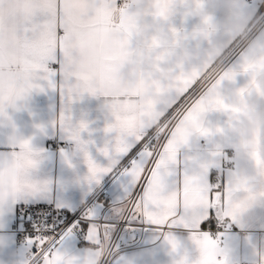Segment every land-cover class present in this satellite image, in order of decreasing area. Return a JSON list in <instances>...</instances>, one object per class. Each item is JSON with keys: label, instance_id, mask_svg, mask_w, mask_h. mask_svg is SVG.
<instances>
[{"label": "snow or ice", "instance_id": "1", "mask_svg": "<svg viewBox=\"0 0 264 264\" xmlns=\"http://www.w3.org/2000/svg\"><path fill=\"white\" fill-rule=\"evenodd\" d=\"M153 3L154 16L167 21L172 0ZM113 5L114 0H0V114L40 87L37 81L52 84L57 75L66 82L75 81L69 92L110 98L115 123L109 130L119 133L115 158L105 167L89 159V179L99 184L105 175L115 173L124 179V194L110 206L108 214L89 210L78 222L90 249L107 241L117 253L118 237L135 234L144 226L169 233L165 239L176 249L177 242L169 230L183 226L195 233L192 239L199 258L194 264H228L219 239L202 234V228L217 208L234 220L237 214L253 209L257 201L264 206V158L259 152L252 153L259 187L251 180L237 186L231 183L226 191L212 186L207 179L208 163L178 171V149L193 132L208 134L200 122L201 114L212 109L239 110L226 105L215 89L205 95L203 77L195 70L191 74L182 71L162 86L152 71L145 70V64L162 61L170 54L161 51V40L156 37L151 48L144 51L128 36L110 31L106 17ZM250 5L251 0H246V7L255 15ZM171 32L179 37L176 29ZM253 51L249 48L242 54L245 70ZM235 75L229 70L222 79H234ZM124 156L127 159L121 161ZM36 163L28 141L0 150V205L40 191L28 178ZM75 219L69 217L66 223ZM55 239L38 230L29 240L33 249L30 264H97L98 260L109 264L115 256L108 259L99 255L97 259L89 255L81 261L55 247ZM114 264L124 261L116 259ZM180 264L188 262L182 260Z\"/></svg>", "mask_w": 264, "mask_h": 264}, {"label": "crops", "instance_id": "2", "mask_svg": "<svg viewBox=\"0 0 264 264\" xmlns=\"http://www.w3.org/2000/svg\"><path fill=\"white\" fill-rule=\"evenodd\" d=\"M116 1L108 11L106 26L110 31L128 36L134 44L138 42L140 49L147 51L151 48L153 37L159 39L151 34L152 18H145L142 22L139 11H131L130 5L119 9ZM191 3L192 0H172L169 18L161 23L169 30L176 29L181 39L173 54L162 61L153 60L145 64V70L152 71L153 78L162 86H167L172 78L198 64L203 57L206 45L193 35L201 16L189 7ZM202 3L204 11L219 19L218 13L211 7L212 0H202ZM251 10L260 16L258 7H251ZM242 54L240 51L226 67L238 74L234 82H221L219 92L225 104L233 100L234 91L248 80L246 74H239ZM52 67L58 68V65ZM37 83L40 87L33 88L0 114V150L28 141L37 161L29 170L28 178L40 187L37 194H22L16 201L0 205V264H25V249L18 245L16 236L10 230L22 205L53 204L70 211L86 207L97 215H106L110 206L124 194L121 187L124 179L118 178L115 173L105 175L99 184L89 179V159L105 167L115 158L119 133L115 129L109 130L115 123L109 107L110 98L98 93L69 92L75 81L66 82L61 75L55 76L52 84L47 81ZM231 123L225 110L205 112L202 126L209 130L208 134L193 132L187 143L178 149V171L208 163L207 179L212 186L217 175L223 191H226L233 177L243 171L254 186L259 187L254 162L241 152L229 133ZM74 132L77 135H73ZM50 139H55L64 148L54 147ZM120 159L123 161L127 157ZM224 163L231 166L226 167ZM214 213L216 217V211ZM221 213L222 220H217L225 223L227 229L212 233L202 228V234L207 232L219 239L228 264H264V206L261 202L257 201L253 209L237 214L234 220ZM169 232L177 242L176 249L165 239L169 233L161 234L158 229L144 226L135 234L122 233L116 241L119 251L109 264L121 258L124 264H180L182 260L194 264L199 258L198 246L192 239L195 233L183 226L172 228ZM90 247L86 239L82 240L74 232L57 246L81 261L84 258L87 260L89 255L98 259L99 252L87 253Z\"/></svg>", "mask_w": 264, "mask_h": 264}, {"label": "clouds", "instance_id": "3", "mask_svg": "<svg viewBox=\"0 0 264 264\" xmlns=\"http://www.w3.org/2000/svg\"><path fill=\"white\" fill-rule=\"evenodd\" d=\"M127 2L131 11L141 13L142 22L145 18H152L151 34L161 40L162 52L173 54L177 46L174 41L177 39L179 41L181 37H174L171 30L165 28L162 21L154 16L153 0H127ZM189 7L201 16V22L193 35L203 41L206 47L200 62L185 72L189 74L194 70L200 72L205 95L215 89L224 101V97L219 92L221 82L225 80L234 82L238 74L236 72L234 79H222L225 73L231 70L225 67L226 60L236 49L242 52L249 48L254 50L248 58L247 70L242 67L239 73L248 76L247 82L234 91L233 100L226 105L239 110L236 113L227 111L232 121L229 133L241 152L256 166L252 153L259 152L264 158V18L253 15L246 7V0H212L211 7L218 13L219 19L203 10L202 0H192ZM200 122L203 123V113ZM195 159L193 157V161ZM247 180H249L248 176L242 171L233 177L232 183L233 186H237ZM90 251L99 252L101 257L108 259L116 255L113 246L107 241L99 246H93ZM97 264H100L99 260Z\"/></svg>", "mask_w": 264, "mask_h": 264}, {"label": "built area", "instance_id": "4", "mask_svg": "<svg viewBox=\"0 0 264 264\" xmlns=\"http://www.w3.org/2000/svg\"><path fill=\"white\" fill-rule=\"evenodd\" d=\"M117 7L119 9H125L129 3L127 0H117ZM251 7H258L259 17L264 18V2L258 0H251ZM241 50L236 49L232 55L226 60L225 67H227L230 61L238 54ZM50 143L57 148H64V145L57 144L55 139H50ZM224 166L229 167L231 164L224 163ZM214 186L219 185L220 189L223 190L220 178L215 175L213 178ZM53 212L56 215H53ZM88 212L86 207H81L75 211L65 210L57 207L53 204H33V205H22L18 209L17 217L11 226V232L16 236L17 243L20 247H24V262L30 264L32 258V246L29 244L31 237L38 234V230L41 232L47 231L49 239L55 236V244L57 247L60 245L65 237L70 233H77L82 240L85 239V233L83 227L78 222L85 218ZM51 217V220H49ZM69 217H75L76 219L72 224H67ZM227 229L225 223L220 222L214 229H208L212 233L223 232Z\"/></svg>", "mask_w": 264, "mask_h": 264}, {"label": "trees", "instance_id": "5", "mask_svg": "<svg viewBox=\"0 0 264 264\" xmlns=\"http://www.w3.org/2000/svg\"><path fill=\"white\" fill-rule=\"evenodd\" d=\"M218 224H219V221L215 217V213H214L213 217L205 223L206 226L203 228L204 229H214Z\"/></svg>", "mask_w": 264, "mask_h": 264}, {"label": "water", "instance_id": "6", "mask_svg": "<svg viewBox=\"0 0 264 264\" xmlns=\"http://www.w3.org/2000/svg\"><path fill=\"white\" fill-rule=\"evenodd\" d=\"M216 218L221 221L222 220V213L219 208L216 209Z\"/></svg>", "mask_w": 264, "mask_h": 264}]
</instances>
